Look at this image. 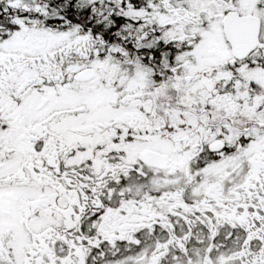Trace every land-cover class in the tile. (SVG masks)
<instances>
[{
    "label": "snow or ice",
    "instance_id": "1",
    "mask_svg": "<svg viewBox=\"0 0 264 264\" xmlns=\"http://www.w3.org/2000/svg\"><path fill=\"white\" fill-rule=\"evenodd\" d=\"M0 264H264V0H0Z\"/></svg>",
    "mask_w": 264,
    "mask_h": 264
}]
</instances>
